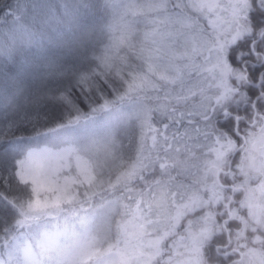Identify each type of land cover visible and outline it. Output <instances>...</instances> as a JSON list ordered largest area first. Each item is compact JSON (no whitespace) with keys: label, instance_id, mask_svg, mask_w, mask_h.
Masks as SVG:
<instances>
[{"label":"snow or ice","instance_id":"6c2138e0","mask_svg":"<svg viewBox=\"0 0 264 264\" xmlns=\"http://www.w3.org/2000/svg\"><path fill=\"white\" fill-rule=\"evenodd\" d=\"M0 119V264H264V0H0Z\"/></svg>","mask_w":264,"mask_h":264},{"label":"trees","instance_id":"16d2710c","mask_svg":"<svg viewBox=\"0 0 264 264\" xmlns=\"http://www.w3.org/2000/svg\"><path fill=\"white\" fill-rule=\"evenodd\" d=\"M33 91H34L35 95L32 98V100H30L29 102L24 104V109L29 111L32 114H35L37 112L35 101H39L40 103L47 105L48 111L50 113L54 114V110L51 108V102L48 100V97H47L48 87L38 84L37 86L34 87ZM22 103H23V101H22ZM9 112L11 114L10 118L17 115L14 109H9ZM39 112H40V115L43 116L45 113V109H39ZM41 123L43 124V121H41ZM6 124H7V121L0 119V140L10 139L14 135H20L21 134L22 130L18 129L15 132H9L5 135L4 134V128H5ZM49 124H51V120H49ZM23 131L25 132V134H30L28 129H23ZM13 183L15 184V182H13ZM0 191H5L2 182H0ZM12 191L14 193L21 192L22 188L18 189L16 187H14Z\"/></svg>","mask_w":264,"mask_h":264},{"label":"clouds","instance_id":"9594fccd","mask_svg":"<svg viewBox=\"0 0 264 264\" xmlns=\"http://www.w3.org/2000/svg\"><path fill=\"white\" fill-rule=\"evenodd\" d=\"M54 257V250L48 244H41L36 248V258L39 264H56ZM18 264H25L23 254L21 253Z\"/></svg>","mask_w":264,"mask_h":264}]
</instances>
